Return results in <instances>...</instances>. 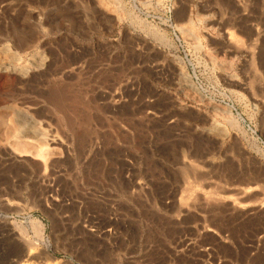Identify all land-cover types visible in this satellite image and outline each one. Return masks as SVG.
Wrapping results in <instances>:
<instances>
[{
	"label": "rangeland",
	"instance_id": "rangeland-1",
	"mask_svg": "<svg viewBox=\"0 0 264 264\" xmlns=\"http://www.w3.org/2000/svg\"><path fill=\"white\" fill-rule=\"evenodd\" d=\"M0 264H264V0H0Z\"/></svg>",
	"mask_w": 264,
	"mask_h": 264
},
{
	"label": "bare ground",
	"instance_id": "bare-ground-1",
	"mask_svg": "<svg viewBox=\"0 0 264 264\" xmlns=\"http://www.w3.org/2000/svg\"><path fill=\"white\" fill-rule=\"evenodd\" d=\"M106 2H107V1H106ZM188 30H189V29H188ZM191 30H192V29H191ZM185 31H186V30H185ZM11 57H12V56H11ZM13 62H14V61H13ZM15 62H16V60H15ZM10 67H11V66H10ZM10 67H9V68H10ZM17 67H18V66H17ZM11 68H13V67H11ZM22 69H23V68H22ZM18 70H19V69H18ZM25 73H26V71H25ZM181 73H182V72H181ZM181 73H179V74H181ZM179 76H180V75H179ZM182 76H183L182 78H185L184 80H186L185 75L182 74ZM185 86H187V85H185ZM29 125H30V124H29ZM32 127H33V126H32ZM30 128H31V127H30Z\"/></svg>",
	"mask_w": 264,
	"mask_h": 264
}]
</instances>
